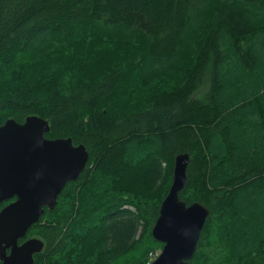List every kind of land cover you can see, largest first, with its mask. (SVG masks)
Listing matches in <instances>:
<instances>
[{
  "label": "trees",
  "instance_id": "trees-1",
  "mask_svg": "<svg viewBox=\"0 0 264 264\" xmlns=\"http://www.w3.org/2000/svg\"><path fill=\"white\" fill-rule=\"evenodd\" d=\"M31 116L89 154L34 264H149L181 154L191 263L264 264V0H0V126Z\"/></svg>",
  "mask_w": 264,
  "mask_h": 264
},
{
  "label": "water",
  "instance_id": "water-1",
  "mask_svg": "<svg viewBox=\"0 0 264 264\" xmlns=\"http://www.w3.org/2000/svg\"><path fill=\"white\" fill-rule=\"evenodd\" d=\"M49 132L48 122L36 116L0 126V205L14 200L0 210V264H34L44 243L37 238L19 242L45 210L55 208L65 185L76 181L88 163L83 145L74 146L71 138L48 139ZM188 164L187 154L174 160L172 183L151 230L162 249L150 264H193L209 211L179 198Z\"/></svg>",
  "mask_w": 264,
  "mask_h": 264
},
{
  "label": "flooded vegetation",
  "instance_id": "flooded-vegetation-1",
  "mask_svg": "<svg viewBox=\"0 0 264 264\" xmlns=\"http://www.w3.org/2000/svg\"><path fill=\"white\" fill-rule=\"evenodd\" d=\"M12 201H14V200H11V201H8V202H6V203H4L3 205H8L10 202H12ZM28 238H26V239H24L23 241H25V240H27ZM23 241H20L19 243H22Z\"/></svg>",
  "mask_w": 264,
  "mask_h": 264
},
{
  "label": "rangeland",
  "instance_id": "rangeland-1",
  "mask_svg": "<svg viewBox=\"0 0 264 264\" xmlns=\"http://www.w3.org/2000/svg\"><path fill=\"white\" fill-rule=\"evenodd\" d=\"M31 238H36V237H35V236H32V237H30V239H31ZM160 252H161V250H157L156 253H155V255H159Z\"/></svg>",
  "mask_w": 264,
  "mask_h": 264
}]
</instances>
